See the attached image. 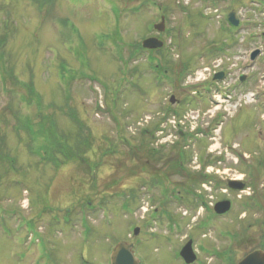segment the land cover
I'll use <instances>...</instances> for the list:
<instances>
[{
    "label": "rangeland",
    "instance_id": "rangeland-1",
    "mask_svg": "<svg viewBox=\"0 0 264 264\" xmlns=\"http://www.w3.org/2000/svg\"><path fill=\"white\" fill-rule=\"evenodd\" d=\"M149 37L163 48L140 51ZM0 42V264H108L122 240L141 264H184L189 240L194 264H235L264 242V0H0ZM210 66L226 77L202 84L231 97L220 124L194 88ZM198 114L215 142L198 131L153 151L154 123Z\"/></svg>",
    "mask_w": 264,
    "mask_h": 264
},
{
    "label": "water",
    "instance_id": "water-1",
    "mask_svg": "<svg viewBox=\"0 0 264 264\" xmlns=\"http://www.w3.org/2000/svg\"><path fill=\"white\" fill-rule=\"evenodd\" d=\"M228 22L233 26L236 27L239 24V21L235 19V14L230 13L227 16ZM154 29L158 32L163 31V20L162 23L159 25L154 26ZM163 44L161 41H159L156 38H147L142 41L141 47L144 50H160L162 48ZM259 55V51H254L251 56L250 60L254 61L255 58ZM223 77V74H218L214 77V80H221ZM245 80V77L242 76L240 78V82H243ZM170 103H174L173 97L170 99ZM228 188L236 191L241 192L244 190L245 185L241 182H229ZM231 207V204L229 201H221L216 204H214L213 211L216 215H224L227 212H229ZM138 229H135L133 232V235L138 234ZM132 245L125 244V243H119L114 252L110 256V264H138L136 260H134V256L131 252ZM179 257L183 260L184 264H194L196 261L195 254L192 250V242H187L183 248L179 252ZM238 264H264V252L257 250L253 251L252 253L246 255Z\"/></svg>",
    "mask_w": 264,
    "mask_h": 264
},
{
    "label": "flooded vegetation",
    "instance_id": "flooded-vegetation-1",
    "mask_svg": "<svg viewBox=\"0 0 264 264\" xmlns=\"http://www.w3.org/2000/svg\"><path fill=\"white\" fill-rule=\"evenodd\" d=\"M138 12L139 11H136V12H133V14L134 13H137L138 14ZM161 22V21H160ZM163 27H164V22H163ZM152 29L154 30V31H156L153 27H152ZM157 32V31H156ZM164 32V28H163V31L162 32H157L158 34H160V33H163ZM159 39V38H158ZM137 50H139V48H136ZM141 51V50H140ZM150 53L152 52V53H156V52H158V51H155V50H152V51H149ZM132 56H134V55H132ZM131 57V56H130ZM148 152H149V149H148ZM244 185L246 184V182H245V180H244V178H242L241 180H240ZM198 210H199V208H197ZM212 213H213V211H212ZM230 213V211L227 213V214H229ZM227 214H225V215H223V216H216V215H214V213H213V215H214V217H225ZM239 222H241V221H239ZM264 222V221H263ZM235 238H236V240L235 241H233L232 242V244L233 245H235L236 244V241H237V239H239V245H240V243H241V240H240V236H235ZM243 240H244V242H245V240H247L246 238H243ZM123 241V240H122ZM122 241H119V242H122ZM119 242H117L114 246H113V249L110 251V253H109V258H110V254H111V252L114 250V248H115V246L119 243ZM123 242H125L126 244H129V245H132V248H131V252H132V254L134 255V257L136 258V248H137V243L136 242H129V241H123ZM244 247L246 248V249H248L250 246H248L247 244L246 245H244ZM214 249L217 251V249H216V246L214 247ZM245 249V250H246ZM256 250H261V251H264V242L263 243H261V245H260V247L259 248H257V249H251V248H249V251L247 252H245L244 254L245 255H243V257L242 258H244L245 256H246V254L248 255V254H250L251 252H253V251H256ZM235 251H232V248L231 247H229L228 249H225V250H222L221 252H220V254L223 256V258L224 257H229V258H231V260H232V255H233V253H234ZM242 258H240L238 261H237V263L242 259ZM137 259V258H136ZM139 262V261H138ZM237 263H235V264H237ZM108 264H110V259L108 260ZM139 264H141L140 262H139ZM233 264V263H232Z\"/></svg>",
    "mask_w": 264,
    "mask_h": 264
},
{
    "label": "built area",
    "instance_id": "built-area-1",
    "mask_svg": "<svg viewBox=\"0 0 264 264\" xmlns=\"http://www.w3.org/2000/svg\"><path fill=\"white\" fill-rule=\"evenodd\" d=\"M205 71H207L206 72V74H208V70L207 69H205ZM205 71L203 70L202 72H200L199 73V75L197 76V73H196V75H195V81L197 82V81H199V80H204L205 79V75H204V73H205ZM193 114V113H192ZM200 116H199V114L196 116V118H195V120H194V123L193 124H190V128L193 130L195 127H196V125L198 124L197 123V120H198V118H199ZM180 124V125H185L186 124V122L185 121H183V119L182 120H180V121H176V120H174V119H171L170 121H168V125L171 127V129L172 130H175V126L176 125H178V124ZM189 125V124H188ZM158 136V144H164V143H168V142H171L172 141V139H173V135H172V133H171V131H169V134H165L164 132H158V134H157ZM211 169V170H210ZM207 172L208 173H212V168H208L207 169Z\"/></svg>",
    "mask_w": 264,
    "mask_h": 264
},
{
    "label": "trees",
    "instance_id": "trees-1",
    "mask_svg": "<svg viewBox=\"0 0 264 264\" xmlns=\"http://www.w3.org/2000/svg\"><path fill=\"white\" fill-rule=\"evenodd\" d=\"M1 46H3V44L0 42V47H1ZM0 57H1V55H0ZM154 152H155V151H154ZM180 154H181V152L177 154V156L174 158V160H175L174 162H175V163H173V164L171 165V167L173 168L172 170H173V171H176V173H178V174H179V173L181 174V172H184V171H183V165H181L182 162H181V160H180ZM158 158H159V160L162 159V157H160V156H159ZM179 160H180V161H179ZM202 180H203V179H202ZM204 180H205V179H204ZM201 202H203V201L200 200V203H201Z\"/></svg>",
    "mask_w": 264,
    "mask_h": 264
}]
</instances>
